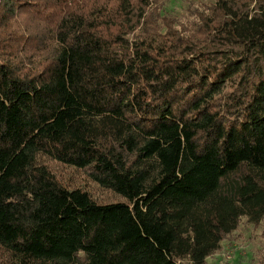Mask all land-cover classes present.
I'll list each match as a JSON object with an SVG mask.
<instances>
[{
  "label": "trees",
  "instance_id": "obj_1",
  "mask_svg": "<svg viewBox=\"0 0 264 264\" xmlns=\"http://www.w3.org/2000/svg\"><path fill=\"white\" fill-rule=\"evenodd\" d=\"M161 1L0 0V248L17 264H204L264 218V0L182 19ZM17 14L46 28L35 62L17 60L39 42Z\"/></svg>",
  "mask_w": 264,
  "mask_h": 264
},
{
  "label": "rangeland",
  "instance_id": "obj_2",
  "mask_svg": "<svg viewBox=\"0 0 264 264\" xmlns=\"http://www.w3.org/2000/svg\"><path fill=\"white\" fill-rule=\"evenodd\" d=\"M161 2L163 14L182 19L193 9H200V5H210L213 0H162ZM12 25L15 31L29 34L39 41L38 44L36 43L34 51H24L17 58L18 61L21 63L35 62L45 56V52L50 46L49 38L44 34L46 28L25 14L15 15ZM36 161L46 166L62 185L85 190L97 203L107 204L122 201L111 191L100 188L79 169L59 164L40 154L37 155ZM263 254L264 218L256 226L247 223L244 218H240L235 230L220 243L218 251L205 259L204 264H259ZM0 264H17V261L10 253L0 248Z\"/></svg>",
  "mask_w": 264,
  "mask_h": 264
}]
</instances>
